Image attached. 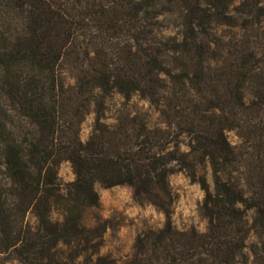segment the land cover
<instances>
[{"label": "trees", "instance_id": "trees-1", "mask_svg": "<svg viewBox=\"0 0 264 264\" xmlns=\"http://www.w3.org/2000/svg\"><path fill=\"white\" fill-rule=\"evenodd\" d=\"M177 173L204 192L205 231L173 222ZM97 186L129 187L165 216L123 261L104 252L113 224ZM10 261L264 264V0H0V264Z\"/></svg>", "mask_w": 264, "mask_h": 264}, {"label": "rangeland", "instance_id": "rangeland-1", "mask_svg": "<svg viewBox=\"0 0 264 264\" xmlns=\"http://www.w3.org/2000/svg\"><path fill=\"white\" fill-rule=\"evenodd\" d=\"M163 27L174 31L178 21L174 17H166L162 20ZM118 99V98H117ZM118 102L113 101L110 110L107 111L108 117H115ZM95 116L87 117L82 126L81 137L86 140L92 130ZM21 130V129H20ZM21 131L18 132L20 134ZM17 128L15 129V134ZM229 139L233 144H237L238 138L235 133H229ZM59 176L65 182L72 181L74 175L71 165L63 163L59 168ZM170 183L176 197L173 209V222L180 230L192 227L199 231H205L207 221L201 216L199 207L204 199V192L199 185L191 183L183 173H177L170 177ZM100 194L102 203V214L109 218L113 228L106 235V245L104 252L113 255L120 261L132 254L134 242L139 232L147 228H160L165 222V216L158 212L153 206L138 205L129 187H114L105 189L96 187ZM6 264H17L10 261Z\"/></svg>", "mask_w": 264, "mask_h": 264}]
</instances>
